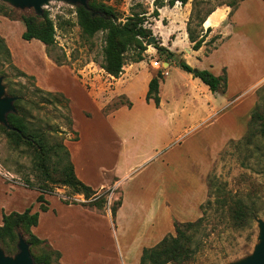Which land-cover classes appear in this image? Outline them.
<instances>
[{
    "label": "rangeland",
    "instance_id": "1",
    "mask_svg": "<svg viewBox=\"0 0 264 264\" xmlns=\"http://www.w3.org/2000/svg\"><path fill=\"white\" fill-rule=\"evenodd\" d=\"M99 1L113 6L122 21L132 12L147 11L146 26L158 42L164 36L172 39L181 31L187 21L183 12L191 9V0L184 5H165L157 19L150 15L153 0ZM225 1L229 0H206L200 7L205 10ZM236 9L222 37L219 30L206 32L207 39L219 36L207 44L206 53L216 49L205 61L213 65L207 70L214 75L224 73L226 84L229 77V89L226 86L224 92L212 91L214 100L201 110L182 106L179 98L174 106L175 93L165 88L168 102L159 111L126 106L115 113L118 104L128 100L124 96L111 98L113 79L107 80L100 67L104 31L93 36L83 34L76 5L49 0L43 11L55 25L54 53L62 63L56 64L47 56L42 42L21 37L24 24L20 17L36 14L33 8H19L0 0V35L11 53L10 62L1 55L4 87L10 85L34 102L26 105L30 120L51 142L65 144L66 140L78 139L73 149L79 162L81 157L88 159L87 179L91 183L107 181V187L96 191V196H104L109 207L120 196L122 200L118 219H110L104 212L84 207L85 202L81 205V194L68 186L49 185L51 192L44 193L49 210L42 213L43 230L33 231L47 243L31 246L32 253L59 250L68 264H140L143 248L174 234L176 222L200 216L203 219L194 236L199 249L186 262L167 264H229L253 252L259 242L257 219L264 221V135L257 134L250 143L241 139L255 106L264 112V0H243ZM145 45L152 46L148 40ZM133 53L127 52L122 72L131 68ZM45 56L50 59L49 65ZM162 66L164 71L166 65ZM88 70L91 75H102L98 80L106 88L90 84L94 79L86 77ZM167 70L166 80H179V66L171 63ZM37 79L43 85L49 81L60 91L47 90ZM86 94L90 99L108 102L103 112ZM55 160L52 157L50 168ZM101 166L114 168L102 172ZM54 176H59L57 171ZM41 179L29 149L15 147L0 131V206L4 213L22 212L28 207L39 211L36 197ZM112 191L114 199L109 201ZM151 219L148 228L146 223ZM45 228L49 238L45 237ZM0 248L6 255L17 252L8 254L1 242ZM63 262L60 257L51 264Z\"/></svg>",
    "mask_w": 264,
    "mask_h": 264
},
{
    "label": "trees",
    "instance_id": "2",
    "mask_svg": "<svg viewBox=\"0 0 264 264\" xmlns=\"http://www.w3.org/2000/svg\"><path fill=\"white\" fill-rule=\"evenodd\" d=\"M188 1L153 0L154 8L150 15L158 19L160 8L165 5L173 7L177 2L184 5ZM204 1L206 0H191V9L186 21L187 36L193 43L192 48L194 50L199 49L203 43H213L219 38L218 35H214L205 42L206 32L210 31L209 28L204 31L202 27L206 17L217 6L223 4L231 7L229 13L231 15L241 0L221 2L211 8L202 10L200 5ZM88 7L89 9H86L81 5H76V15L81 31L87 36H93L98 31H104L103 57L100 67L109 75L119 77L126 63V54L129 50L134 51L131 61L139 62L144 59V51L147 48L145 41L152 34L151 28L146 26L147 11L132 12L122 21L115 8L103 1L88 0ZM92 12H97V14L93 16ZM20 19L24 24V30L21 33L22 39L39 40L45 45L47 56L56 64H62L59 54L54 53L56 43L55 25L48 12L44 10L42 14H23ZM150 44L156 49L161 66L148 83L146 101L152 100L155 106L159 105V82L163 78L162 65L163 62L170 63L173 60L184 71L191 73L194 77H199L211 91H225L227 84L224 73L214 75L207 69L192 67L185 60L175 58V53L161 45L160 42L154 41ZM1 55H4L5 60L10 62V50L4 38L0 35V62ZM162 55H164V58L161 59L160 56ZM194 69H196V72L193 71ZM21 75L26 76L24 72H21ZM0 76L4 81L6 74L1 72ZM29 77L33 78V76ZM5 88L8 95L16 97L13 102L15 112L7 114L9 128L0 123V131L15 147L23 145L29 149L35 167L41 171L42 181L39 184V194L36 197V201L39 202V209L41 211L48 209V202L44 198V193L51 192V186L49 185L54 186L57 184L68 186L74 193L82 194L88 200L87 205L103 208L107 202L106 198L96 196V191L77 177L66 145L61 141L51 142L45 132L40 131L32 124L30 108L26 105H33L34 102L26 98L24 92H20L10 85L5 84ZM36 89L41 91L39 87ZM257 134L264 135V112L259 111L255 106L248 121L247 132L241 140L250 143ZM54 156L56 157V164L50 168L49 164H52V157ZM54 171L59 174L57 178L54 176ZM221 202L225 204L226 201L222 200ZM119 205L120 199L110 207L112 216L115 215ZM237 215H241L240 212ZM38 219L39 211H32L31 207L22 212L2 213L0 242L3 244L5 252L14 254L17 251L18 236L21 235L29 244L30 254L35 263L51 264L53 260L60 259L61 252L59 250L50 248L48 251L34 254L30 249L31 246L47 243L46 239L38 237L32 231V227L37 225ZM202 219L203 216H200L193 221L176 222L174 234L165 235L155 245L143 248L140 264L183 263L189 260L193 253L199 249V242L194 236L198 232Z\"/></svg>",
    "mask_w": 264,
    "mask_h": 264
},
{
    "label": "crops",
    "instance_id": "3",
    "mask_svg": "<svg viewBox=\"0 0 264 264\" xmlns=\"http://www.w3.org/2000/svg\"><path fill=\"white\" fill-rule=\"evenodd\" d=\"M242 1L243 0H241L239 2V4ZM177 3H180V2H177ZM189 11L190 10H188V8H185V11L183 12L184 15L187 16V19H188V15L190 13ZM230 11H231V7H229L226 4L217 6L206 17L205 21L203 22V25H202L203 30L206 31V29L209 28L210 31H208V32H212V33H218L219 31H221L222 32L221 37H222L225 34L223 29L225 27H228L231 24V22L233 21L232 18H234V16H236L237 9H235L231 15H229ZM207 40L208 39H207V35H206L205 42ZM160 44L165 46L166 48H168L170 51L174 52L175 55H177L179 59L185 60V62L188 63L192 67H195L198 69H212L213 68V65H211L210 63L209 64L207 63L208 64L207 65L205 63V61L208 60L210 54H212L213 51H216V49H212L210 52L208 51L206 53L207 44L203 43L201 45V47H199V49L194 50L192 48L193 43L188 39V36H187L186 22L184 23V28L181 31H179L172 39H168L165 36L162 37ZM145 53H146V57L144 54L143 60H141L139 62H133L132 61L131 64L129 65L131 68L129 70H126L125 72H122L121 76H119V77H114L112 75H109L108 73H106L103 70L106 73V75H108V77L106 78L107 80L109 79V77H111L113 79V81L111 82L112 83L111 98L114 97L115 99H117L118 96H124L125 99L128 100L127 102L119 103L118 104L119 108L117 107L118 109H116L115 111L112 109L115 113L118 112L121 108H127L126 106H133V109H135L136 106H138V107H142L146 111H152V110L159 111L161 109V107L165 106L168 102L166 99L167 98L166 96L168 94L167 91L169 89L175 93V94H173V96H175V97L172 98V100H174V106H177L178 103H176L175 101L178 98L180 100H182V103H183L182 106H189V105L195 106V108H197L198 110L206 108L208 106V104L212 103V101L214 100V93L209 89V87L205 83H203L200 80L199 77H194L191 73H188V72H186L180 68L179 80H177L176 82H173V81L169 82L168 80H166V77L169 75V72L167 69L169 68L170 64L173 63L174 65H176L174 60L171 61L170 63L168 62V65L165 67V70L162 71V74H164V76L159 82V98H160L159 105L155 106V104L152 100L146 101V93L148 90V83H149L150 79L156 75L159 68L154 66V64H153L154 61H158V59H155L156 57H158L155 48H153L152 46H148L145 50ZM45 57L47 58V64H48L50 62V59L47 56H45ZM151 62L153 64V66H152ZM158 62H160V61H158ZM51 64L53 66V63H51ZM163 64H164V62H163ZM53 67H55V66H53ZM216 74L221 75L222 73L220 72V73H216ZM85 75L87 78L94 79V81L92 83L90 82V84H95V85L99 84L98 85L99 89L104 88V87L106 88V86H104L105 83L98 80V77H100L102 75H100L98 73L97 74L93 73V75H91L89 70L85 73ZM36 78H37V76H36ZM38 83L41 86L45 87L47 90H50V91L58 90V91H60V89H57L54 85H51L52 83H50L49 81L46 83V85L41 84L39 82V80H38ZM230 87H231V83H230L229 77H228L227 89H229ZM165 88H167V91H165ZM134 89H136V91H134ZM81 90L86 93L82 84H81ZM92 92L95 96L96 90L92 91ZM165 93H167V94L165 95ZM87 97L89 98L88 95H87ZM90 103L95 104L98 111L101 113V112H103V109L105 108V105L108 102L96 100V98H93V99H90ZM129 103H130V105H129ZM108 120H109V124H110L111 120L110 119H108ZM171 123L172 124L175 123L173 119H172ZM110 128H111V131L114 132L112 125L110 126ZM78 138H79V135H78ZM77 141H78V139L66 140V142H65V145L69 150L70 158H71V161L73 163L74 171H75L77 177L81 181H83L85 184L89 185L95 191H99V190L106 188L107 185H104L107 182L106 180L105 181L102 180V182L100 181V183H91L89 181V179H87V176L85 175V173L87 172V167H88L87 161H88V159L81 157V161H80L81 163L79 162V160H77L78 154L75 153L74 149H73V145H75ZM76 156H77V158H75ZM112 167L113 166L104 168L103 166H101V171L102 172H112ZM115 182L116 181H114V183ZM112 187H114V186H112ZM114 193L115 192L112 191L111 196L109 197V201L110 200L112 201V199H114L113 198ZM206 195H207V189H206L205 197H206ZM83 197L84 196L81 194V205L83 202L86 203L88 201V200L84 201ZM205 197H204V199H205ZM204 199H203V201H204ZM121 203H122V200H121V196H120V205L117 208L114 216H112V214H111L110 207L106 205L107 202H106L105 206L101 209L97 208L95 206H87V205H85L84 207H91L96 212L97 211L98 212H104L110 219H113L115 217L118 219L117 216H118L120 208L122 206ZM38 205H39V202H38ZM47 206H48V209L46 211H41L38 208V210L40 211L38 223H37V225L32 227V231L36 230V228H38L39 230L41 229V231L43 230V228H42L43 224L41 222L42 213L48 212L49 205L47 204ZM0 210H1V214H0V218H1L0 224H1L2 223V213H4L5 210L2 206H0ZM151 221H152V219L148 223H146V226H148V228H150ZM152 228H154V226H151V229ZM45 233L47 234L46 228H45ZM45 237L49 238L48 234L45 235ZM62 256H63V254L61 253V261L63 262ZM63 264H68V263L63 262Z\"/></svg>",
    "mask_w": 264,
    "mask_h": 264
},
{
    "label": "water",
    "instance_id": "4",
    "mask_svg": "<svg viewBox=\"0 0 264 264\" xmlns=\"http://www.w3.org/2000/svg\"><path fill=\"white\" fill-rule=\"evenodd\" d=\"M11 3L15 7L25 8L31 7L36 14H42L43 6L48 3L49 0H3ZM74 5H81L86 9L88 7V0H65ZM93 16L97 12L91 13ZM155 38L150 36L148 38V44L154 42ZM164 65H168V62H164ZM196 72V69L193 70ZM15 96H10L5 94V87L3 85V79L0 76V123L6 128H9L7 121V114L10 112H15V107L13 105ZM259 234V242L255 245L253 252L246 256L245 258L229 263V264H264V221L262 219H257ZM0 264H37L34 262L30 250L29 244L25 239L19 235L17 242V252L14 255H6L4 251L0 248Z\"/></svg>",
    "mask_w": 264,
    "mask_h": 264
},
{
    "label": "built area",
    "instance_id": "5",
    "mask_svg": "<svg viewBox=\"0 0 264 264\" xmlns=\"http://www.w3.org/2000/svg\"><path fill=\"white\" fill-rule=\"evenodd\" d=\"M153 64H154V66H156L158 68L161 66V62H158V61H154Z\"/></svg>",
    "mask_w": 264,
    "mask_h": 264
}]
</instances>
